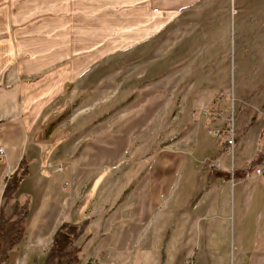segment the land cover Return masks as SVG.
Here are the masks:
<instances>
[{
	"label": "rangeland",
	"instance_id": "1",
	"mask_svg": "<svg viewBox=\"0 0 264 264\" xmlns=\"http://www.w3.org/2000/svg\"><path fill=\"white\" fill-rule=\"evenodd\" d=\"M18 84L0 89L7 170L26 136ZM217 128L233 129L232 149ZM29 134L28 172L63 189L59 217L89 220L77 264H264V165L196 199L210 162L232 169L264 151V0H198L145 40L101 49ZM16 258L2 264L27 262Z\"/></svg>",
	"mask_w": 264,
	"mask_h": 264
},
{
	"label": "crops",
	"instance_id": "2",
	"mask_svg": "<svg viewBox=\"0 0 264 264\" xmlns=\"http://www.w3.org/2000/svg\"><path fill=\"white\" fill-rule=\"evenodd\" d=\"M197 1L0 0V89L8 90L19 80L16 114L22 135L27 136L9 170L2 161L4 158L0 157V200L5 176L18 166L20 158L29 149V133L61 99L66 85L81 77L86 68L100 57L101 49L113 52L145 40ZM63 60L64 66L40 75L53 63ZM12 64L14 68H10ZM10 73L12 75L8 78ZM1 104L5 107L3 102ZM5 118L0 114V120ZM5 142L0 138V146L4 149L7 148ZM29 153L32 159L36 158L31 147ZM39 167L42 168L41 165ZM57 183L53 180L46 183L42 175L31 172L21 180L14 195L20 199L27 197L26 232L6 262L12 254H16V261L25 259L28 262L35 251L42 255L40 261L45 257L53 233L63 221L59 215L65 210L63 189ZM213 183L216 181L203 187L196 199ZM199 185L197 188L201 189ZM32 195L39 198L38 201L33 203ZM55 199L60 203H55ZM197 203L193 201L190 207L194 208ZM52 204L57 206L49 214ZM194 249L197 250L196 247ZM163 260H167L166 248L163 249Z\"/></svg>",
	"mask_w": 264,
	"mask_h": 264
},
{
	"label": "trees",
	"instance_id": "3",
	"mask_svg": "<svg viewBox=\"0 0 264 264\" xmlns=\"http://www.w3.org/2000/svg\"><path fill=\"white\" fill-rule=\"evenodd\" d=\"M19 81H15L17 84ZM227 141L223 140V147ZM264 165V151L257 150L253 158L243 166L226 169L221 166L211 165L207 169L206 178L229 180L250 175L258 166ZM28 160L25 155L20 158L18 166L5 176L4 186L0 200V264L9 256L26 232V219L28 216L27 201L13 198L21 180L28 175ZM85 218L80 224L63 220L55 229L48 251L42 264H77L82 255V249L73 244V239L78 237L88 223ZM89 264V263H86Z\"/></svg>",
	"mask_w": 264,
	"mask_h": 264
},
{
	"label": "built area",
	"instance_id": "4",
	"mask_svg": "<svg viewBox=\"0 0 264 264\" xmlns=\"http://www.w3.org/2000/svg\"><path fill=\"white\" fill-rule=\"evenodd\" d=\"M216 133H220V134H223V132L222 131H220V129H215L214 130ZM223 137H224V139L227 141V145H228V147L229 148H233V146H234V141H235V136H234V131H233V129H227V130H225V132H224V134H223ZM5 155V149H4V147L3 146H0V157L2 158L3 156ZM220 162H217V163H214V162H210L209 163V166H211V165H217V166H220ZM47 166L48 167H51L52 166V164H51V162H47ZM55 169L56 171H62V169L64 168V163H63V161L61 160H58L57 162H55L54 163V166L52 167V169ZM256 172L257 173H259V174H261L262 172H261V168L260 167H257L256 168ZM65 186H67V184L65 185L64 184V187Z\"/></svg>",
	"mask_w": 264,
	"mask_h": 264
}]
</instances>
